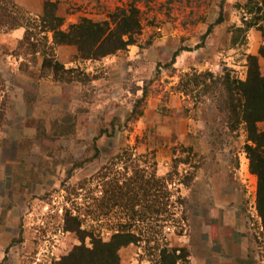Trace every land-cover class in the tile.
I'll list each match as a JSON object with an SVG mask.
<instances>
[{"label": "rangeland", "instance_id": "1", "mask_svg": "<svg viewBox=\"0 0 264 264\" xmlns=\"http://www.w3.org/2000/svg\"><path fill=\"white\" fill-rule=\"evenodd\" d=\"M50 1L61 31L134 5L141 32L126 49L82 59L45 31L44 0L40 14L0 0L28 30L13 42L0 29V264H58L81 245L66 214L103 241L131 224L139 242L119 249L120 264H157L163 248L185 250L178 264H264L244 127L232 129L192 82L224 70L244 81L247 55L264 76V20L232 43L248 0ZM44 58L62 65L63 81ZM146 181L156 182L147 200ZM113 187L137 194L133 212L127 198L105 196Z\"/></svg>", "mask_w": 264, "mask_h": 264}, {"label": "trees", "instance_id": "2", "mask_svg": "<svg viewBox=\"0 0 264 264\" xmlns=\"http://www.w3.org/2000/svg\"><path fill=\"white\" fill-rule=\"evenodd\" d=\"M262 1L264 5V0ZM4 5L0 4V29L13 30L22 27L18 17L11 14ZM258 5L259 3L255 0H248L241 7L242 26L234 29L233 44H236L239 37L244 39L249 29L256 27L259 21L264 20V6ZM55 11L56 3L44 0L41 20L47 25L44 26L45 31L53 33V40L56 44L76 46L82 59L101 58L126 49L127 46L135 43V37L141 32L140 12L134 5L117 8L111 13L110 21L100 23L83 18L77 24L71 25L67 32L59 30L62 20L55 15ZM245 16L247 17L244 18ZM27 32L28 30L25 34ZM177 55L178 52L173 54L172 62ZM246 60L247 75L244 81L232 79L230 71L224 70L218 74L211 72L194 74L192 82L196 87L202 86L204 94L214 95L215 101L226 114L228 122L233 123L232 129L240 124L244 127L247 140L245 152L249 159V169L257 177V209L264 227V131H259L257 128V123L264 121V76L260 73L256 56L247 55ZM43 68L49 69L56 76V80L65 79L63 74L65 75L66 72L62 65L51 58H44ZM152 186H156L155 181H146L139 186L145 200L149 198ZM132 191L124 192L120 187H113L110 192L106 189L104 193L105 196L108 195V198L109 195H111L110 198L117 196L120 200L127 198L131 204L128 208L133 212L138 196ZM146 210L152 211L150 207ZM66 224L67 231H74L80 236L81 245L75 246L58 264H120L119 249L139 242V238L130 230L131 224L120 225L108 241H103L92 232L82 230L80 221L70 214H66ZM85 237L90 239V247L84 244ZM177 251L179 250L176 248L161 249L157 264H178L181 259L187 258L184 249H181L179 254Z\"/></svg>", "mask_w": 264, "mask_h": 264}, {"label": "crops", "instance_id": "3", "mask_svg": "<svg viewBox=\"0 0 264 264\" xmlns=\"http://www.w3.org/2000/svg\"><path fill=\"white\" fill-rule=\"evenodd\" d=\"M15 4L17 6L23 7L24 10L28 11L29 14H40L42 12V0H14ZM37 2L40 5V8H37L36 10L32 7V5L37 4ZM23 27H18L16 29L10 30L9 33L6 34V37H9L8 39L15 41H19L22 39L25 31Z\"/></svg>", "mask_w": 264, "mask_h": 264}]
</instances>
